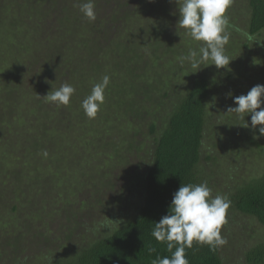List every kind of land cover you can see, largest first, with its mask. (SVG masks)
<instances>
[{
	"label": "rangeland",
	"instance_id": "obj_1",
	"mask_svg": "<svg viewBox=\"0 0 264 264\" xmlns=\"http://www.w3.org/2000/svg\"><path fill=\"white\" fill-rule=\"evenodd\" d=\"M82 2L0 0V264H65L132 220L154 138L195 78L210 84L202 155L215 162L200 167L215 166L212 195L230 200L264 174V153L251 144L264 146L261 126L227 113L264 85V31L249 34L248 0L226 12L230 63L221 69L181 62L203 42L177 26L176 0H94V21ZM105 75L104 102L88 118L82 101ZM64 83L75 89L69 104L43 99ZM221 235L222 264H247L264 245L262 224L231 205Z\"/></svg>",
	"mask_w": 264,
	"mask_h": 264
},
{
	"label": "trees",
	"instance_id": "obj_2",
	"mask_svg": "<svg viewBox=\"0 0 264 264\" xmlns=\"http://www.w3.org/2000/svg\"><path fill=\"white\" fill-rule=\"evenodd\" d=\"M248 6V32L251 36L259 35L264 31V0H248ZM209 98V81L195 78L154 138L152 156L141 180L143 201L136 216L109 236L77 251L73 260L65 264H151L157 256H171L166 243L157 242L151 233L154 223L168 214L173 194L182 184L207 182L211 190L217 186L215 166H207V171L200 167L202 162H215L214 157L202 155ZM150 132L157 133L154 124ZM251 144L264 153V146L255 141ZM230 201L236 211L258 220L264 227V174L237 188ZM186 258L189 264H222L219 247L213 251L208 245L195 242L191 249H186ZM245 260L247 264H264V245L250 250Z\"/></svg>",
	"mask_w": 264,
	"mask_h": 264
},
{
	"label": "clouds",
	"instance_id": "obj_3",
	"mask_svg": "<svg viewBox=\"0 0 264 264\" xmlns=\"http://www.w3.org/2000/svg\"><path fill=\"white\" fill-rule=\"evenodd\" d=\"M176 3L179 12L177 26L192 40L203 42L198 51L190 50L187 56H182L181 62L188 60L194 68L209 60L217 69L228 66L230 60L225 54V45L229 42L230 33L226 12L232 0H176ZM77 7L88 20L96 19L94 0H86ZM109 83L110 77L103 76L82 101L81 107L88 118L96 117ZM74 92V87L64 83L43 99L58 106L67 105ZM234 104L236 107H229L227 113H236L244 121L250 114L251 127L261 126L259 134L264 136V107L261 106L264 104V85H255L246 95L235 97ZM245 125V128L249 127L246 122ZM42 154L48 155L47 151ZM230 205L231 201L226 196H213L207 182L182 184L173 194L168 214L154 223L151 233L157 242L166 243L171 256H157L151 264H189L186 249H191L193 242L208 245L213 251L226 245L228 241L221 235V229L227 223Z\"/></svg>",
	"mask_w": 264,
	"mask_h": 264
}]
</instances>
